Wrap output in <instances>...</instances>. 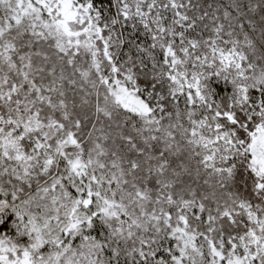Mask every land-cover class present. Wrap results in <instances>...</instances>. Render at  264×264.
Here are the masks:
<instances>
[{"label": "snow or ice", "instance_id": "6c2138e0", "mask_svg": "<svg viewBox=\"0 0 264 264\" xmlns=\"http://www.w3.org/2000/svg\"><path fill=\"white\" fill-rule=\"evenodd\" d=\"M0 264H264V0H0Z\"/></svg>", "mask_w": 264, "mask_h": 264}]
</instances>
